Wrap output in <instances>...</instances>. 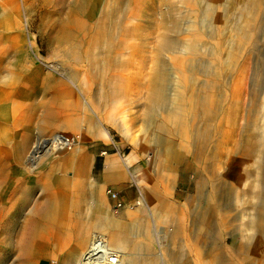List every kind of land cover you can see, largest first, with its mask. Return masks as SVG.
Listing matches in <instances>:
<instances>
[{"label": "rangeland", "instance_id": "374dc122", "mask_svg": "<svg viewBox=\"0 0 264 264\" xmlns=\"http://www.w3.org/2000/svg\"><path fill=\"white\" fill-rule=\"evenodd\" d=\"M70 1L0 0V264L40 260L80 264L93 232L119 253V264H126L129 255L123 238L133 229L128 212L137 216L134 228L147 234L133 235L134 239L129 234L133 240L143 243L160 237L167 245L170 233L176 232L171 252L178 264H236L235 248L247 247L246 235L254 232L244 223H264V215L251 205L245 209L238 198L252 166L236 151L237 144L256 135L251 126L243 127L251 95L257 101L264 96V0L253 9L252 42L231 62L226 54L229 36L235 38L231 27L236 19L244 22L247 12L242 7L250 8L251 0H120V17L128 12L130 17L112 20V28L100 12L110 0H92L91 30L87 6L81 16L76 10L70 14V25ZM199 3L200 8L215 7L208 30L199 22L191 27ZM80 18L85 20L77 34L80 44L71 45L68 36L76 32L75 21ZM177 20L182 23L180 31ZM124 23L130 33H121ZM194 37L215 51L206 56L168 48L172 38L190 41ZM72 46L79 57L63 56L65 48ZM182 58L199 61L201 67L212 64L218 76L211 96L224 92L225 98L222 103L220 97L218 102L214 98L206 117H182L176 129L165 121L162 110L152 109V96L166 75L170 91L174 90ZM42 76L47 85L39 90ZM45 94L59 125L42 130L29 114L32 102ZM205 132L207 138L201 136ZM57 133L73 138L61 154L51 148L44 161L32 154L36 143ZM109 158L127 174L125 192L109 181L102 187L104 194L109 187L124 201L117 211L107 194L108 206L99 202L92 185L106 178ZM30 159L34 167L28 165ZM55 174L74 176L71 188L65 190V179L59 181ZM138 176L150 201L145 213L135 203L142 192L135 181ZM72 190L66 211L63 204ZM87 190L89 200L83 197ZM153 192L168 209L174 208L172 219L164 218L158 225L150 214L156 209L150 199ZM47 199L54 203L55 217L30 215L36 202ZM97 203L99 211L93 209ZM108 217L121 218L123 236H114ZM152 245L161 264L165 254L158 253L156 242ZM260 246L264 254V243Z\"/></svg>", "mask_w": 264, "mask_h": 264}, {"label": "bare ground", "instance_id": "6f19581e", "mask_svg": "<svg viewBox=\"0 0 264 264\" xmlns=\"http://www.w3.org/2000/svg\"><path fill=\"white\" fill-rule=\"evenodd\" d=\"M207 1L210 2V0ZM186 2L190 3L193 2V0H185L184 3ZM200 3L197 4V8H196V10H198L199 7L200 11H198V13L194 11V15L192 16L193 20H191L192 23L191 27H195V23L198 24L199 22V26L201 25L208 30L213 25L211 23V20H212V14L215 11L214 10L215 7L211 5V6H201L202 8H200ZM259 4H260V0H251L250 3L247 5L250 6V8L242 7V10L247 12L246 19L243 20L244 22L242 23L238 22L239 19H236V21H234V23L232 24L231 27L232 33L234 32L236 39L234 37L231 38V35L228 38L227 46L230 43L229 46L230 49L226 50V54L228 60L230 59L229 62L235 59L236 56H239L242 53V51L245 50L246 45L252 42V37H253L252 28L256 16L253 9H255ZM84 6H85V0H72L71 12L73 10H76L79 12L81 16V13L84 11ZM184 12H185V8H183L181 13L183 14ZM72 20L73 19H70V25ZM75 24L77 25L76 32L74 33V31L73 32L71 31L68 36V39L70 40L69 43L71 45L74 42L80 44L77 34L79 33L81 27L85 25V20L82 18H80L79 20L77 19L75 21ZM181 25L182 23L177 20L176 22L177 31H180ZM112 26L110 28H112ZM69 28L71 29V26H69ZM115 35L116 33L114 34V36ZM196 37H194V39H191L190 41L188 40L179 41L180 39L172 38V40L170 39L169 41L168 48L172 52H180L183 50H187L192 53H198L206 56L211 55L214 48L212 50L211 45L209 46L205 44L201 45L200 42L196 41L197 39ZM77 44L75 46H77ZM75 46L65 48L63 52V56L66 55L72 59L78 58L79 54ZM215 48L218 49L217 46H215ZM217 59L219 60V58ZM198 62L196 63L195 61H193V59H190L189 62H186L185 60H183V58L180 59L179 62L180 69L177 76L178 83L175 84L174 90L170 91V86L167 85L170 83V79H169L170 76L166 75L164 76V78L162 77V79L160 80V84L158 85L152 96V101L154 106L152 107V109L154 110L155 108L156 110L157 109L162 110V112L164 113L165 121L172 124V126L174 125L173 128L177 129L176 126L180 127L182 123V117L186 115H188L192 120L195 117L196 118L200 116L206 117L209 113V110H211V108L213 107L214 98H217V102H218V99L220 97L219 103H222V100H224L225 98L224 92L223 93L219 92L214 94V96H211L213 90L215 89L217 90L216 88L217 76H218L217 70H214L213 68L212 70L211 69L212 64L210 63L208 64L206 63L203 67H201L198 64ZM225 65H226V61H225ZM185 72H187L188 75H186ZM39 86L41 87L43 86L42 81L39 82ZM257 106H260L261 108L259 112L258 109L256 108ZM34 108L39 112V116L36 121L37 126L45 127L47 125L52 124L53 121L51 119L50 112L48 110V103L46 96L41 97V99L35 103ZM252 116H253V120H252ZM245 118L246 119L243 124V127L248 128L251 126L254 130H256V135L251 139V141L249 140L247 142L239 143L236 145V151L241 153L242 156H245L247 164L252 166V170L250 169V171H248L249 175L246 177V181H244L246 188L239 193L238 198L239 200H242V202L244 203L245 209L249 205H251L258 211L259 215L262 216L264 215V96L261 97L260 101H257L255 96L251 95L250 103H248L247 106ZM201 136L207 138L209 134L208 132H205ZM230 138L231 137L229 136V139ZM68 141L69 138L67 136L61 133L54 134L53 136L47 139L45 138V140H41L38 143H36L32 151V154H34V156L38 157L40 160L44 161L45 160L44 158H46L49 155L47 154V152L51 150V148L55 149L56 152L55 154L57 155L61 154L63 150L66 148L65 145L70 143ZM28 165L30 167H34L35 166L34 160L30 159ZM217 185L218 184H216L215 182L216 190H217ZM135 202L140 206L138 207L141 210H145V207L141 206L143 203L142 197H139V199H137ZM54 212H55V208L53 201L51 199H47L45 201L36 202L33 210L30 211V215L34 213L51 218V217H55ZM150 214L152 216L154 225H158L159 222L165 221L164 219L165 217L163 216L161 211L156 210L155 208L154 210L150 211ZM165 215H166V220H168V218L172 219V213H170V211H166ZM29 220L30 218L28 219L24 218L25 222H29ZM202 221L203 219L201 218V220L198 221L199 223L198 226L200 225L202 226ZM134 222H136V219H134L130 223L131 227L133 226V229L130 228L126 233V237L123 238L124 242L129 244L128 246L129 248L127 251L129 256L128 259L126 260L127 261L126 264H158L156 260L157 256L153 255L156 252L155 248L152 245V242L154 241L157 244L156 247L158 253L165 254V258L163 259L162 262H160L161 264H178L177 262H175L171 252L174 232H171L168 237L170 244L166 245L165 243H162V239L160 237H158L157 240L153 239V241L149 239L147 240L145 239L142 240L143 243H141V241L133 240L129 236V234L138 236L139 233H143L144 236L147 237L146 233L141 232L138 229L134 228V226L137 225V223L134 224ZM244 224L248 226L247 227L248 229H253L254 232H250L249 235H246V238L248 237V239H250L249 245L247 247L235 248V253L238 255L236 257V259L238 260L236 264H264V254H261L259 250V246L262 243H264V223L247 222ZM100 236L101 235L96 234L94 232L92 233L91 240L88 242L86 249L81 256L80 261L78 260L80 264H119L120 263L119 253L116 250L109 248L106 240L104 238H101ZM215 255L217 256V253ZM159 256L161 257V255ZM219 256L222 257V254H219ZM222 261L225 262V258L221 259V262Z\"/></svg>", "mask_w": 264, "mask_h": 264}, {"label": "crops", "instance_id": "0c3cea01", "mask_svg": "<svg viewBox=\"0 0 264 264\" xmlns=\"http://www.w3.org/2000/svg\"><path fill=\"white\" fill-rule=\"evenodd\" d=\"M72 1V0H71ZM71 1H70V6H71ZM92 0H85V6H84V8H86V6H87V8H88V27L90 28V29H92V27H93V24L91 23V25L89 24V22H91L89 19L91 18V16H92V2H91ZM118 1V2H117ZM120 5V0H110L109 2H108V4L106 5V6H104V8H102L101 9V11L100 12H102V15H103V17H104V19H107V20H109V25H114V23H113V21L114 20H116V21H121L122 22V19L124 18V17H130V13L128 12L125 16H121L120 17V15H119V6ZM115 6V7H114ZM75 10H73L72 12H74ZM72 12H69V14H71ZM67 15V18H69L71 15ZM113 21H112V20ZM108 22V21H107ZM120 22V23H121ZM127 23V22H126ZM120 25V24H119ZM127 25L128 24H122L121 25V33H123V34H127V33H130V31L127 29ZM122 26H123V28H122ZM106 31L105 32H103L102 34L103 35H106ZM111 34H113V32L112 33H108L107 35H111ZM112 36V35H111ZM40 81H42V83H43V86L41 87V86H39V82ZM47 85V81H46V77L45 76H42L39 80H38V89L40 90L41 88H45L46 87V85ZM43 96H46V94L45 95H42L41 97H43ZM41 97H40V99H41ZM27 98V97H26ZM46 98H47V103H48V110H49V112H50V116H51V119H52V124L51 125H47V126H45V127H40V126H37L38 128H40V129H50V127H57L58 125H59V122H58V120H57V118L54 116V113L51 111V108H50V98L48 97V96H46ZM40 99H38L37 101H33L32 102V114H29V120L31 121V122H33V123H35L36 124V121H37V118H38V116H39V112L34 108V105H35V103L36 102H38ZM25 103H30V100H27L26 99V102ZM53 115V116H52ZM64 118H62V120H63ZM67 159H68V157H67ZM70 159V158H69ZM126 160H128V158H126ZM70 161V166L71 165H73V162H72V160L70 159L69 160ZM106 161V160H105ZM108 162V164L110 165V166H106V174H105V177L106 178H102V179H99V180H97L96 182H93V188L95 189V191H98V200H99V202L102 204V205H104V206H108V204H109V200H108V198H107V196H106V194H104L103 192H102V187H103V185H105V183H106V181H109V182H111V184L114 186V187H116V188H118L120 191H124L125 192V188H126V186H127V174H126V172H124L122 169H121V167L118 165V162L114 159V158H109V160L107 161ZM126 165L128 166V164L126 163ZM72 168V167H71ZM60 171V170H59ZM55 176V178L57 179V180H61V181H63V179H65V181H63L65 184V186L63 187L65 190H68V189H70L71 188V186L73 185V181H74V176H70V177H68V176H63L62 174H60V175H57V174H55L54 175ZM111 176H112V178H111ZM114 176V177H113ZM140 177L138 176L137 178H136V182L138 183L137 185H139L140 187H141V190H142V192L140 193L141 194V197H142V199H143V203L144 204H142L141 206L143 207H145V210H141L140 208H139V211H141V212H143V213H145V211L147 212V210H146V207L148 206V204H149V202H148V198H146V196H145V190H144V186L140 183ZM60 184H62V183H60ZM58 188H61V187H58ZM106 190V189H105ZM89 190H87V192L86 193H83V197H85L87 200H89L90 199V191L88 192ZM154 193V194H153ZM152 193V195L150 196V199L152 200L153 199V202L155 203V206H156V210H159V211H161V213L163 214V216L166 218V215H165V213H166V211H170V213H172L174 210V208H171V206H169V209L167 208V205H166V203H165V201L160 197L159 198V194H155V192H153ZM148 194H151L150 192H148ZM154 196H156V197H154ZM67 197V202H66V200H65V202H64V209L67 211V208H68V203H70V201L72 200V197H73V190L71 191V192H69L68 193V195L66 196ZM140 207V206H139ZM93 209L94 210H96V211H99V209H100V207H99V204L97 203V206H95V207H93ZM168 209V210H167ZM128 218H134V219H136V217L137 216H134L133 214H131V213H129L128 212ZM69 218H70V216H69ZM151 218H152V216H151ZM120 219L121 218H116V217H108L106 220H107V222L108 223H111V225H113V234H114V236H117V237H120V236H123V233L120 231ZM133 219V220H134ZM69 221H70V219H69ZM198 221H200V219L198 220ZM200 228H201V225L199 226ZM116 228H118V229H116ZM112 230V227L110 228V231ZM175 234H176V232H174V237H175ZM124 237H126V234L124 235ZM132 237H133V239H134V236L132 235ZM155 242V241H154ZM126 244V246L125 247H127V248H125L126 249V251H128V246H129V244H127V243H125ZM46 258V257H45ZM18 264V263H17ZM34 264H43L42 262H41V260L39 261V262H35Z\"/></svg>", "mask_w": 264, "mask_h": 264}, {"label": "built area", "instance_id": "2783aa9c", "mask_svg": "<svg viewBox=\"0 0 264 264\" xmlns=\"http://www.w3.org/2000/svg\"><path fill=\"white\" fill-rule=\"evenodd\" d=\"M69 138L68 142H71L73 138ZM106 194L108 195L109 199L112 201V209L114 211H117L124 205V201L121 197H119L118 193L111 188L107 187L105 190ZM136 203V202H135ZM137 204V203H136Z\"/></svg>", "mask_w": 264, "mask_h": 264}]
</instances>
